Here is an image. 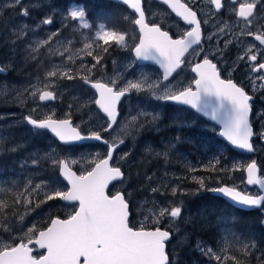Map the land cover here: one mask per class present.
I'll list each match as a JSON object with an SVG mask.
<instances>
[{"label":"rangeland","instance_id":"1","mask_svg":"<svg viewBox=\"0 0 264 264\" xmlns=\"http://www.w3.org/2000/svg\"><path fill=\"white\" fill-rule=\"evenodd\" d=\"M50 1L20 0V3H17L16 0H0V41H3L5 45V54L2 55L4 61L0 60V64L9 73H16L15 80L21 83L16 84L0 76V156L2 153L10 150L12 146H17V149H25L27 147L28 151H30L24 154L26 158L23 163H18L20 165L19 168H21V171H19L21 178H17L16 183L9 180L12 184L18 186V190L13 191L3 188V184L0 183V194H6L7 192L17 193L19 195V202H22L19 207L24 215L17 219L19 229L26 222V216L37 205H41L44 208L51 206L53 210L60 209V206L53 202L60 199L53 201L46 200V194H49L53 189L67 191V187L59 179L60 161H67L68 166L78 175H81L91 170L94 167V163L100 162L106 156L108 148L107 146H103L99 150L96 148H86L76 155L75 152L70 150L61 152L56 146L59 144L53 141L52 145L48 146V150L35 152V142L38 139H27L26 144L30 147L21 144V139L28 138L27 136L30 133V129L25 123L27 116L31 115L34 119L51 117L57 120L58 115H63L65 119L75 121V126L82 135L90 136L94 131L102 134L106 132L103 129L109 122L102 116L93 102L97 99V96L90 88L83 86V82L108 84V86L114 87L116 90L120 87H127L128 82L140 83L143 90L129 89L128 92L132 96L124 102L122 118L116 129L111 133L110 138L109 135L107 136L110 144L115 145L123 140L126 145L125 147L128 149L127 153H119L115 159V164L120 167L125 165L129 156H134L133 152L135 148L129 142L132 139L135 141L142 140L157 128L158 122H155V120L161 119V122L163 121L162 109L165 104L163 101H157L153 93L156 95H160L166 91L175 93L182 90L183 87L188 86V82L183 80V78L175 79L174 82L172 81L168 85H163L161 75L156 69L152 67H138L136 65L132 56V50L134 49V45L137 44L139 35L136 29L133 33L125 29L127 25H132L130 22H127L125 27L115 30L125 35L127 47L113 43L111 40L108 45H105L96 35L97 32L101 31L100 25L92 26L89 24L86 15L85 21L89 24V28L87 29L83 28L82 24L73 21L69 15L70 11L79 10L82 7L72 6L66 11L54 12L45 18L52 19L53 22L49 25L43 24L42 21L36 23L33 19L35 16L30 15L29 12L40 14L42 7L48 5ZM194 1L198 2L201 0ZM25 10L28 12L27 16L23 14ZM201 12L203 25L206 30V45L203 48L204 51L198 55H201V58L214 57L217 60H222L223 58L219 50L220 46L216 44L221 38L231 36L233 31L237 29L238 24L234 26L229 25L230 28H226L225 25L219 23V20L211 18V13L205 5L201 7ZM12 14L16 16H12ZM118 16L126 21L128 17L133 23L135 21L127 11L120 12ZM149 17L151 20L159 17V11L154 5L149 7ZM242 28L243 32L240 38L245 31L244 27ZM209 29L212 30L209 32ZM104 30L109 31L106 27ZM208 36H211L212 39L208 40ZM214 43L216 44L213 45ZM88 45H91V47H88ZM105 47L108 48L107 53L103 52V48ZM43 51V56L48 60L45 70L41 72L39 77L26 82L23 81V76L20 74L26 69L25 63H38V55H41ZM89 52L91 55H89ZM18 56H21L22 59H18ZM98 56L102 58L100 64L93 68L95 58ZM193 58L194 56H192ZM37 69L38 64L33 72L36 73ZM52 72H55L56 75L51 76L50 73ZM65 73H67V76L64 75ZM149 85H153V87L149 88ZM45 91L55 94L57 96V103H41L38 97ZM33 92L36 93L35 96L32 95ZM256 105H261L259 106L261 109L259 120L264 123V105ZM177 119L178 121L186 122V117L182 114ZM184 124L189 128H194L196 121ZM22 126L26 131L23 134L21 133V137L18 140L17 135H13V127H19L18 130H20ZM207 130L208 133L204 136V139H207V136L210 134L217 135L218 133V129L213 125L207 127ZM260 132H264V125ZM34 133L36 132L34 131ZM256 135L260 145L259 149L256 150V158L261 170V175L259 176L263 180L264 139L258 134ZM12 138L14 141H12ZM195 139L198 141H190V151L197 143H200L199 141H203L198 137ZM169 146V144L166 145V147ZM204 146V170L215 171L217 170L216 168L221 166L220 173L223 172L216 185L210 187V193L214 192L212 189L219 186H232L237 187V190L242 193L247 192L253 196L263 195L259 187L250 189L246 182V176L245 179L244 177H239V174H242L248 164L253 162V158L240 156L230 161L226 159L227 147L225 150H211L209 153V144L205 143ZM170 149L174 150L176 154L177 146ZM156 150L150 141L143 142L139 149L141 157L137 159L138 163L154 160L158 155H161L162 152ZM14 151H16V148L11 149V152ZM217 154L223 158H219ZM12 156L14 159H18V154L14 153ZM181 156H184V154L181 153ZM193 156L201 157L199 156V152L193 153ZM168 157H170V154ZM184 158L186 166L191 171V180L197 181L198 179L194 175L196 171L195 165L191 163L189 157ZM5 161H8V159H5ZM149 165L150 163L147 162L144 166L148 168L150 167ZM194 177L196 179H193ZM117 192H121L118 187L114 189V193ZM177 194V197H168L166 194L164 196L160 195L163 196V203H160L156 200L158 194L155 191L149 192V200L136 204L135 220L139 228L154 229L155 227H162L171 229L172 231L177 230L182 212L176 218H169L168 213L164 217H160L159 215L160 211L165 208L181 207L182 209L183 193L177 192ZM49 202L51 204L47 206ZM1 205L2 202L0 201V208ZM61 209L70 217L77 210V206H63L61 204ZM199 214L201 213L199 212ZM199 214L197 215L198 217H200ZM212 215V212H208V215L206 216L205 214L204 217L209 219ZM1 216L0 220H2ZM186 221L187 218L185 219ZM32 230V225H29L24 229L23 236H29ZM8 246H10V243L0 237V249H7ZM200 248L201 253H207L208 249L204 245H201ZM238 248L236 247L234 250ZM245 249L246 251H255L252 247L245 246ZM211 253L210 256L208 255L209 257H219L218 254L212 251ZM235 260L239 262L238 259Z\"/></svg>","mask_w":264,"mask_h":264},{"label":"snow or ice","instance_id":"2","mask_svg":"<svg viewBox=\"0 0 264 264\" xmlns=\"http://www.w3.org/2000/svg\"><path fill=\"white\" fill-rule=\"evenodd\" d=\"M16 2L20 3V0ZM123 3L139 14V18L135 19V25L139 27L140 33L138 43L134 45L136 57L159 64L164 70L165 81H168L181 67L184 63L182 57L189 49H192L193 55L204 51L202 47L193 48V45L201 44V24L196 19L197 13L187 4L181 3L180 0H163V3L168 5L178 17H182L188 25H195L191 31L186 33V37L172 39L167 31H161L159 27L155 25L150 27L145 23V12L141 7V0H123ZM212 3L217 9L221 8V0H212ZM255 7V3L240 6L239 15L245 19L246 23H251L249 17L253 16ZM23 14L27 16V10ZM69 15L73 21L82 24L83 28H89V24L85 21L86 13L82 8L70 11ZM52 22V19L42 21L45 25ZM100 28L101 31L96 35L105 45H108L111 40L113 43L127 47L124 34L119 31H106L104 30L105 25H100ZM207 39L211 40L212 37L208 36ZM255 40L259 41L260 45H264V35H256ZM227 43L231 41L226 42V46ZM107 51V47L103 48V52L107 53ZM89 55H91L90 52ZM245 55L251 62L258 59L251 48ZM243 58L241 56V59ZM101 59L99 56L95 58L93 68L100 64ZM192 70L198 78H195L189 86L175 93L167 91L160 95L153 93L154 98L157 101H171L191 106L197 112L222 124L224 131L221 135L232 145L251 152L253 145L250 141L254 132L250 123L252 112L250 101L253 97L245 91L244 87L238 86L231 79H221L217 65L208 58H204L203 63H197ZM252 70L256 72L264 70V62L253 66ZM50 75L55 76L56 73L52 72ZM64 75L67 76V73ZM258 78L264 81V76ZM91 87L99 90V99H95L94 104L98 105L109 119L104 131H110L116 124L117 103L121 97H124L129 89L143 90L140 83L132 82H128L127 87H120L115 91L114 87H109L108 84L95 83ZM148 87L152 88L153 85ZM32 95L35 96L36 93L33 92ZM55 98L53 93L48 91L38 97L40 101H50ZM25 119L27 124L33 128L50 130L59 141L65 143L87 139L103 140V143L108 145L107 158L94 163L91 170L79 176L71 171L67 161H60L62 179L66 180L71 188L67 191L53 189L46 194V200L60 199L66 202H78V211H75L68 219L50 220L51 226L38 232L34 245L39 249H45L46 254L40 255L39 258L34 256L33 247L28 246L33 243L32 238L29 237L27 243L0 249V264H171L172 258L166 250L171 240L170 230H162L161 227H155L154 230L143 228L134 230L129 226V205L125 196L119 192L111 196L106 194L109 183L123 176L120 167L109 165L117 145H110L108 140L103 139L100 132L94 131L90 136L82 135L76 127L71 125L69 119L54 120L51 117L34 119L31 115ZM258 135L264 139V132ZM123 143L124 141L121 140L120 144ZM256 171L255 162L248 164L247 183L249 185L260 184L264 187V181L256 179ZM196 182L200 187L204 186L203 179ZM212 191L242 206L259 208L264 205V195H246L235 187L219 186ZM172 194H176L175 189ZM181 212V207H172L161 210L159 215L164 217L168 213L169 218H176L181 215ZM207 254L209 256L212 254L210 249L207 250Z\"/></svg>","mask_w":264,"mask_h":264},{"label":"trees","instance_id":"3","mask_svg":"<svg viewBox=\"0 0 264 264\" xmlns=\"http://www.w3.org/2000/svg\"><path fill=\"white\" fill-rule=\"evenodd\" d=\"M55 1H59V7L52 6ZM48 3V5L42 7L40 14H37V21L35 22L43 21L56 11H66L70 7L76 6L83 8L86 13V19L92 26L105 25L109 31H115L118 30L117 28L125 27L127 23L125 20L114 21V15H118L123 9L107 0H51ZM12 16L16 15L12 14ZM125 29H128L131 33L135 31L134 25H127ZM3 45V41H0L1 61H3ZM17 58L22 59L21 56ZM36 66L37 63H26V69L20 74L23 76V81L26 82L34 78L35 73L33 70H35ZM15 78L16 73L10 72L8 74L7 79L9 81L21 84ZM60 118H64V116L58 115L57 119ZM166 118L157 128L161 129L158 131V136H154L151 132L142 140H134V161L132 163L125 162L124 166H120L125 173V179L118 188L127 197V202L131 206V227L136 230L141 229L135 220L136 204L149 200V192L153 191V189H156L155 192L158 194L156 200L160 203H163L164 194L168 197H177V192H181L183 193V211L177 230L172 231L174 238L167 248V252L172 258L171 264H264V228L260 211L242 212L235 210L231 206H227L221 199L208 193L207 189L209 190L210 187L216 185L222 176L223 172L220 173L221 166L216 168L217 170L215 171L204 170L205 176L202 177L200 175V179L204 181V186L201 190L200 185L196 181L191 180V171L184 161V157H187L190 151V141H198L195 139L196 137L203 140L199 141L200 143L206 141L209 144V153L211 150H225L226 146L218 140L216 135L210 134L207 139H204V136L197 135L195 131L177 129L170 116ZM18 128L13 127V135L16 134L19 140L21 133L23 134L26 130L23 126L20 130ZM101 136L106 138L105 132ZM27 137L23 138V140L21 139L22 143H20L23 146L28 145L26 144L27 139L39 138V142H35V152L41 145L44 148L51 139L46 133H34L31 130ZM147 140L150 141L155 149L162 153L154 160L138 163L137 159L141 157L139 149L143 142ZM12 141H14L13 138ZM164 141H167L170 146L166 147ZM175 146H177L176 154L174 150L170 149ZM13 148H16V151L11 152ZM86 148L99 150L101 147L88 146ZM86 148L76 146L70 148V151L75 152L77 155ZM11 149L0 156V183L3 184V188L16 191L18 186H15L10 181L16 183L17 178H21L19 174L21 168H19L20 165L18 163H23L22 159L26 156L24 154L29 149L27 147L25 149H17V146H12ZM227 150L226 159L229 157H240L228 148ZM14 153L18 154V159L13 158L12 155ZM169 153L170 157H168ZM181 153L184 156H181ZM217 156L219 155L217 154ZM219 158L223 157L219 156ZM5 159H8V161H5ZM147 162L150 163L148 168L144 166ZM173 189L176 190L175 195L172 194ZM18 196L17 193L13 192L0 194V201L2 202L0 208V215H2L0 237L10 243L8 248L16 246L20 241L27 242L29 237L35 238L39 231L47 229L50 220L55 217L61 219L69 218V215L65 214L64 210L61 209L60 200H57L53 202L60 206L59 213L53 214L50 211H46L48 207L44 208L38 205L32 208L31 212L26 216V222L23 227L19 229L17 219L24 214H22L23 212L19 207L22 202H19ZM50 204L51 202L47 203V206ZM208 212L213 213L209 219L204 217L205 214L206 216L208 215ZM198 214L200 217L197 216ZM186 218L187 221L185 222ZM27 225H32L33 230L29 236L24 237L22 233ZM201 245L218 254L219 259L209 257L207 253H201ZM245 246L252 247L255 251H246ZM236 247L239 248L234 250ZM34 255L38 258L41 254L35 253ZM235 259H238L239 262Z\"/></svg>","mask_w":264,"mask_h":264},{"label":"flooded vegetation","instance_id":"4","mask_svg":"<svg viewBox=\"0 0 264 264\" xmlns=\"http://www.w3.org/2000/svg\"><path fill=\"white\" fill-rule=\"evenodd\" d=\"M180 2L187 4L188 7H190L193 11L197 13L196 19L200 21V24H201V44L193 45V48H200V47L204 48L206 45V37H205L206 30L204 28L202 16H201L202 15L201 7L203 5H205L206 8L209 9L211 13V18H213V20H216V19L219 20V23H221L222 25H225L226 28H230L229 25L234 26L238 24L237 29L233 31L231 36H225L221 38L217 44L216 43L213 44V45L216 44L220 46L219 48L220 55L223 59L217 60L214 57H209L208 59H210L213 63L217 65V70L220 74L221 79H224V80L231 79L234 83H237L238 86L244 87L245 91L248 92V94L253 97V99L250 101L252 105L250 123L252 125L253 132H254V139L252 142H253V146L256 152V150H258L260 146L256 134H258L261 131V128L264 125V123L259 120L260 119L259 115L261 111L259 106L261 105H256V104L264 105V81H261L258 78L260 76H264V70H261L260 72H256V71H253L252 68L253 66H258L259 63L264 62V45H260L259 41L255 40L256 35H264V0H221L220 9H217L215 7V4L212 3V0H201L198 2H195L194 0H180ZM111 3L120 6L123 9L121 12L127 11L131 15L133 20L138 19L137 16L133 14L131 11H129L126 7H123L122 5L114 3L112 1ZM248 3L256 4V7L253 9V16L249 17V20H251L250 24L246 23L245 19L239 15L240 6L242 4H248ZM151 5H154L159 11V17L154 20H151L149 17V7ZM52 6L59 7V1H55L52 4ZM143 11L145 12L146 22L150 27L155 25L159 27L161 31H167L169 33V36L172 39H180L182 37H186V33L188 31H191V29L195 27V25H188L183 20L182 17H178L174 12H172L171 8L159 3L157 0H143ZM29 14L35 16V18L33 19L34 21H37L36 13L30 12ZM118 15H114L115 17L114 21L124 20ZM127 22H130L132 25H135V21L133 23L129 19V17L127 19ZM30 23L32 24L31 21ZM219 27L221 26L219 25ZM242 27H244L245 31L242 37L240 38V35L243 32ZM135 29L137 30L138 35H140L136 26H135ZM211 30L212 29H209L208 31L210 32ZM249 33H251V35ZM138 40L139 38H137V43H138ZM228 41H231V43H227V46H226V42ZM4 46L5 45H3L2 47L3 48L2 55L5 54ZM249 48L252 49L253 54L257 55L258 57L257 61L251 62L248 60L245 53H247ZM133 52H134V49L132 50V56H133ZM43 53L44 51L41 53L42 55H38V63L34 62L38 64V69L33 79L39 77L41 72L45 70V65L48 64V60L45 56H43ZM192 56H194L193 59H192ZM241 56H243L244 58L241 59ZM201 57H202L201 55H193L192 49H190L188 53L182 57V59L184 60V63L181 65L179 69H177V71L173 74L170 80L166 83H164L163 81L164 80L163 73L159 69L158 65H151V64L139 65L138 62L135 60V58L134 57L133 58L138 67H152L156 69L161 75V80H162L163 85H168L172 81L174 82L175 79L183 78V80L188 82V86H189L195 78H198L192 69L196 66L197 63H203L204 58H201ZM115 90L116 88H114V91ZM128 93L130 94V96L125 98L119 106V114H120L119 121L122 118L124 102L132 96L130 92ZM164 104L165 106L162 109L163 121L167 116H170L172 122L177 125L175 126L179 130L186 129L190 131H195L197 135H202V136H205L208 133L207 127H209L211 124L208 121H206L204 118L199 116L197 113H195L193 110L186 108V107H180V106H177L171 103L164 102ZM180 114L186 117V122L178 121L177 117ZM193 121H196V125L194 128H189L188 126H186V124H184V123L189 124ZM155 122H158L157 128L162 123L161 119L158 121L155 120ZM157 128H155V130L152 132L154 136H158V131L161 130V129L158 130ZM113 131L109 132V138ZM218 132H219V129H218ZM33 139L37 140L39 138H33ZM133 143H134V139H132L129 142V144L131 145H133ZM205 143L206 141L202 144L197 143V145L189 152L187 156L189 157V159H191V163L194 164L196 167L195 175L197 176L198 180L200 179V175L202 177L205 176V173H204L205 171L203 168V165H204L203 159H205V155H204L205 153L204 144ZM109 144H110V141H109ZM164 144L167 145L168 142L164 141ZM37 151H42V145L38 148ZM127 151L128 149L126 148L121 153H124V152L127 153ZM196 152H199V156L201 157L193 156V153H196ZM256 157H257V152L255 154V157L253 158V161H255L257 168H259V164L257 162ZM25 158L22 159V161H24ZM133 161H134V156H129L127 159V163H132ZM245 170L242 172V174H239V177H244L245 179ZM260 175H261V170H260ZM229 187H232V186H229ZM200 188L202 190V187ZM236 189L238 188L236 187ZM207 191L208 193H210L208 189ZM243 193L246 195H250L247 192H243ZM109 196H111V194H109ZM251 196L253 195L251 194ZM225 204L227 206H230L226 202ZM263 210H264V207H263ZM46 211H50L51 213L56 214L60 212V209L53 210L51 209V206H48ZM242 212H253V211H242ZM28 226L29 225H27L26 228ZM161 229L163 228L161 227ZM151 230H154V229H151Z\"/></svg>","mask_w":264,"mask_h":264},{"label":"water","instance_id":"5","mask_svg":"<svg viewBox=\"0 0 264 264\" xmlns=\"http://www.w3.org/2000/svg\"><path fill=\"white\" fill-rule=\"evenodd\" d=\"M108 1H112V2H114V3H117V4L122 5L123 7H126L129 11H131L133 14H135V15L137 16V18H139V14H138V13H135V11H134L133 9H131L129 6L125 5V4L123 3V0H108ZM157 1H158L159 3H161V4H163V5H166V4L163 3V0H157ZM166 6H168V5H166ZM141 7H142V9H143V0H141ZM168 7H169V6H168ZM169 8H170V7H169ZM145 23H147V22H146V18H145ZM135 26H136V25H135ZM136 28H137L138 31H139V27L136 26ZM139 34H140V33H139ZM189 50H190V49H189ZM187 53H188V52H187ZM187 53H185L184 56H185ZM133 57L135 58V60L138 62L139 65H145V64L158 65V66H159V69L161 70V72L163 73V71H164L163 68H161L160 65L157 64L155 61H145V60H141V59L137 58V57H136V54H135V51L133 52ZM0 69H3V71H0V76H7V75H8L7 70H5V69L1 66V64H0ZM195 74H196V73H195ZM197 77H198V76H197ZM170 78H171V77H170ZM170 78H169V80H170ZM169 80H168V81H169ZM163 81H164V83L168 82V81H165V80H163ZM84 84H85L87 87L91 88V89L95 92V94H96V96H97V99H99V90H96V89H94V88L91 87V85H93V84H95V83L85 82ZM53 95L56 97L55 94H53ZM129 96H130V94L127 92V93L125 94V96H124V97H121V100L117 103V122H116L115 125H113V127H112V129H111L110 131H107V133L113 131V130L117 127V124H118V121H119V117H120V114H119V106H120V104L122 103V101H123L125 98L129 97ZM55 101H56V98L53 99V100H50V101H41V103L49 104V103H54ZM166 103H171V104H174V105H177V106H180V107H186V108H189V109L193 110L195 113H197L199 116H201L202 118H204V119H205L206 121H208L209 123L216 125L218 128L221 129V131H220V133H219V135H218V139L221 140L222 142L226 143V144H227V145H228L233 151H235V152H237V153H239V154L245 155V156H253V155L255 154L254 147H253V150H252L251 152H249V151H247V150L240 149V148L236 147L235 145H232L229 141H227V139H226L225 137H223V136L221 135V133L224 131V127H223L222 124H219L218 122L211 120L210 117L205 116V115H204L203 113H201V112H197L196 109L191 108V106H189V105H183V104H179V103H177V102H171V101L166 102ZM213 103H215V100H213ZM226 103H227V101H226ZM95 106H96V108L100 111V113L102 114V116L105 117L106 120L109 122V119H108V117H107V114L104 113L102 110H100L99 107H98V105L95 104ZM250 120H251V113H250ZM70 122H71V125H72L73 122H72V121H70ZM26 123H27V122H26ZM28 125H29V124H28ZM29 126H30L31 128H33L31 125H29ZM33 129H36V130H38V131H42V132H47V133H48V134H49L54 140H57V141H58L61 145H63V146H73V145H82V146H83V145H86V144L106 145L105 143H103V140H102V141H96V140H94V139H87V140H84V141H74V142L65 143V142L59 141L58 138H56V137L54 136V134H52V133L50 132V130L38 129V128H33ZM253 137H254V135H253ZM253 137L251 138V141H250L251 143H252V139H253ZM252 145H253V143H252ZM124 146H125V143H123V144L118 143V144H117V147L115 148V150H114V152H113V159L109 161V165H110L111 167H114L112 163H113V160H114V158H115L116 153H117L120 149H122ZM106 158H107V157H106ZM61 167H62V165H61ZM61 167H60V168H61ZM71 171H72V170H71ZM73 172H74V171H73ZM121 172H122V170H121ZM122 173H123V172H122ZM259 174H260V172H259V169L257 168V171H256V173H255V177H256L258 180L263 181L262 179H260ZM76 175H77V174H76ZM59 176H60V180H61V182L64 183V184L68 187V190H70L71 185H70L66 180L62 179V173H61V171L59 172ZM77 176H78V175H77ZM246 176H247V170H246ZM123 180H124V174H123V176H122L120 179H118V180H114V181L110 182L109 185H108V187L106 188V194L109 195V189H110L114 184L119 183V182H122ZM247 185H248L251 189H253L254 187H259V188L262 190L263 195H264V187H262L260 184L249 185V184L247 183ZM212 195H213L214 197H218V198H221V199L225 200L227 203H229V204H230L231 206H233L235 209H238V210H241V211H256V210H261L262 207H263V205H262L261 207H259V208H257V207H247V206H242V205L236 204V203L233 202L231 199H229V198H227V197H224L223 195H221V194H219V193H217V192H214ZM126 202H127V201H126ZM61 203H62L63 205H66V206H75V205L78 206V202H74V201L66 202V201H62V200H61ZM128 205H129V204H128ZM77 211H78V210H77ZM262 214H263V216H264V212H263ZM55 219H57V218H55ZM130 219H131V208H130V206H129V226H130ZM50 226H51V225H50ZM50 226H49V227H50ZM262 226H263V228H264V219H263V221H262ZM45 230H46V229H45ZM37 236H38V235H37ZM36 238H37V237H36ZM36 238H35V239H36ZM35 239H33V243H32V244H29V245H28L29 247H33V253H32V254L34 255L35 252L42 253V254H46V250H45V249H39L38 246H35V245H34V241H35ZM172 239H173V235H172V233H171V240H170V242L172 241ZM170 242H169V243H170ZM20 243H24V242H20ZM169 243H168V244H169ZM168 244H167V245H168ZM16 246H18V245H16ZM166 250H167V247H166ZM81 259H82V261H83V258H81Z\"/></svg>","mask_w":264,"mask_h":264},{"label":"bare ground","instance_id":"6","mask_svg":"<svg viewBox=\"0 0 264 264\" xmlns=\"http://www.w3.org/2000/svg\"><path fill=\"white\" fill-rule=\"evenodd\" d=\"M15 10H16V9H15ZM29 13H30V12H29ZM36 16H37V15H36ZM158 130H159V129H158ZM22 140H23V139H22ZM156 151H157V150H156ZM16 167H17V166H16ZM17 170H18V169H17ZM20 242H21V241H20ZM20 242H19V243H20Z\"/></svg>","mask_w":264,"mask_h":264}]
</instances>
